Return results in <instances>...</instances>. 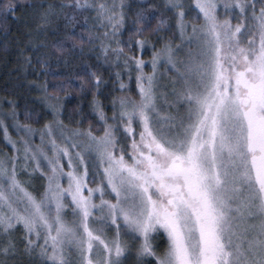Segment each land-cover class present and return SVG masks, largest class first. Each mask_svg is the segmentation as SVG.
Listing matches in <instances>:
<instances>
[{
	"label": "snow or ice",
	"instance_id": "1",
	"mask_svg": "<svg viewBox=\"0 0 264 264\" xmlns=\"http://www.w3.org/2000/svg\"><path fill=\"white\" fill-rule=\"evenodd\" d=\"M23 6L0 0L6 40ZM28 7L31 23L12 39L15 72L42 107L0 103V264H264V0H162L137 6L127 29L126 0ZM145 32L157 36L150 74L129 55L149 45ZM92 54L137 73L139 98L114 97L111 116ZM74 60L98 128L67 112L69 83L51 84L70 82L53 66Z\"/></svg>",
	"mask_w": 264,
	"mask_h": 264
},
{
	"label": "trees",
	"instance_id": "2",
	"mask_svg": "<svg viewBox=\"0 0 264 264\" xmlns=\"http://www.w3.org/2000/svg\"><path fill=\"white\" fill-rule=\"evenodd\" d=\"M6 2V0H5ZM24 6L16 12V16L20 17L18 20L9 19L8 21V28L9 32L7 35V40L5 38V34L0 31V98L1 101L5 99H17L19 104L21 105V110L24 106L29 108H35L36 112H40L41 105L37 101L38 94L34 91H30L26 87L23 86L22 81L18 78V74L15 72L17 68L16 57L14 55V46L12 45V39L14 36L18 35L19 29L23 26L25 20L31 23L30 20V13L31 9L28 7L29 4L37 2V0H19ZM162 0H126V3L129 5V8L126 9L128 12L127 22H126V29L131 26L133 14L137 10V6L139 5H146L148 3L153 4H160ZM186 5H191L189 0H184ZM192 6V5H191ZM193 7V6H192ZM195 15V12L192 13ZM157 20H152V27L155 28L157 24ZM166 31H161L159 34L160 36H164ZM145 37L149 38V45L143 50L141 57L142 59L146 58L149 53H153L152 44L156 43L157 36L152 32H145ZM129 36V32L127 30L124 31L122 39L127 41ZM168 37H172V32H167ZM178 36V34H177ZM176 36V38H177ZM137 39L139 37H136ZM175 38V40H176ZM8 44V52H4L5 44ZM161 44H156V47H161ZM127 51V49H126ZM150 51V52H149ZM135 54L136 56L139 55L140 51L136 48L133 49L132 53L129 55ZM87 64L91 66V70L96 71L98 75H101L105 81V84L102 86L100 93L98 94L99 100L104 104L105 111L108 116L112 115L111 111V101L114 97L121 96L122 93L119 91V83L116 82L115 74L116 72L122 73V79L125 84L128 77V84L126 85L130 93L133 92L134 89L137 91V87L135 88L136 81L134 79H129L128 70L124 68H117L115 64H106L101 57L97 60L96 55L92 54L90 58L87 59ZM53 71L62 77H67L69 74H73V78L69 81H65L64 79L61 80H51V84L57 83H69L70 86L66 88L65 92H60L59 96L61 97V101L64 103L67 112L72 116L74 120H80L84 118L83 127L87 128L89 123L93 124L94 128H98L99 124L95 120V117L92 114L91 108L89 107V103L92 100L93 96L92 93L89 91L91 85L86 83L87 77L83 75L84 68L82 66V62L80 60H74L72 64L65 68L60 67L56 68L55 65L53 66ZM80 73L81 78H76L75 74ZM136 72L134 69L132 70L131 74H135ZM84 82V90L81 91L80 85ZM51 91V89H50ZM55 94V93H54ZM83 109V112L77 114L74 111L78 110V108ZM6 109V108H5ZM23 120V117L21 116ZM65 123H68L66 120ZM39 127V125H34ZM0 147H3L0 144ZM33 186L37 188V186H41L44 181L39 177V174L36 175V178L32 181ZM27 263V261H25Z\"/></svg>",
	"mask_w": 264,
	"mask_h": 264
},
{
	"label": "rangeland",
	"instance_id": "3",
	"mask_svg": "<svg viewBox=\"0 0 264 264\" xmlns=\"http://www.w3.org/2000/svg\"><path fill=\"white\" fill-rule=\"evenodd\" d=\"M117 2H119V0H117ZM189 3L194 7V0H189ZM235 22L236 21L234 20L233 23H235ZM176 43H179L178 36L176 38ZM141 54H142V52L139 53L138 57H141ZM152 54L149 53V55H147L146 58L143 59L146 62V66L144 68V72L146 74H150L151 73L150 61L152 59ZM133 69H134V66H133ZM159 73H160V84L162 85V87L160 88V92H170L171 89H170L169 85L171 83L172 73L170 71H168L166 67H161L159 69ZM136 75H137V73L131 74V79H134ZM127 84H128V77H127V81H125V85H127ZM135 88H136V85H135ZM135 90L136 89H134L133 92H136V93L132 94L128 90L126 93H122V95L126 94V95L131 96L133 99H138L139 98L138 89H137V91H135ZM2 102H3V99L1 101V98H0V103H2ZM159 103L162 106V108H166V105H165L164 100L162 98L160 99ZM4 107L7 108V105H4ZM37 188L39 189V188H41V186H37ZM109 235H110V233H109ZM25 264H27V263H25ZM129 264H134V261L130 260Z\"/></svg>",
	"mask_w": 264,
	"mask_h": 264
}]
</instances>
